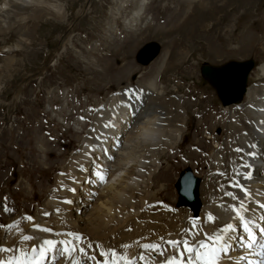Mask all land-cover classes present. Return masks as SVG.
Here are the masks:
<instances>
[{"label": "rangeland", "instance_id": "1", "mask_svg": "<svg viewBox=\"0 0 264 264\" xmlns=\"http://www.w3.org/2000/svg\"><path fill=\"white\" fill-rule=\"evenodd\" d=\"M5 1L7 2L0 0V8H3ZM41 1L45 3L43 5L62 8L63 23L51 15H42L37 21L16 24L9 31L5 28L0 29V225H8V222L15 225L11 228L0 227V246L10 249L0 253V259L5 261L14 256L11 252L15 250L17 252L15 235L25 232V235L31 236L37 230L34 225L52 230L51 232L37 230L45 237L62 236L59 231L69 233L71 230L78 233V230H82L89 233L92 231L86 229L87 225L94 230L101 225L104 226L108 221L105 216H114L109 206L101 202L98 204L96 200L104 187L115 185L119 177H123L124 171L116 173L110 180L105 177L101 180L98 178L101 176L99 170L97 184L94 187L78 183L76 196L69 199L71 207L68 211L61 190L66 178L71 176L75 178L70 171V166L76 161L74 158H80L79 155H85L84 151L93 147L89 139L92 134L95 137V133H98V123L108 118L112 120L121 112L124 104L121 108L120 106L116 108V113H110L105 109L108 103L113 106L117 103L122 104L121 101L114 100L117 96L129 93L134 87H149L152 83L158 88L155 93L160 94L156 105L164 106L166 101L179 99L180 102L177 103L181 108L180 113L184 115V112H187V128L178 144V151H181V154H177V148L172 147L167 151L169 152L167 160H156L159 166L155 173L169 167L170 177L167 178L163 174L155 177L154 182L157 184L150 187L151 194L156 193V189L161 186L163 190L165 189L161 191L163 193L161 197L160 195L151 197L148 206L161 208L163 203L167 202L169 205L161 208L162 212L166 213L176 210L174 183L181 171L189 167L204 181L205 175L202 173L205 167L210 164L214 171L215 157L214 164L203 162L204 168L198 167L194 160L187 157L186 153L190 151L198 154L200 152L202 159L210 157V154L212 156V153L217 151V148H214L217 147L215 141L211 143L205 140L209 137L206 132L209 125L197 132L196 122L215 121L217 115L213 108L218 109V115L221 116L225 112L227 115L232 113L236 105L222 106L213 87L200 75L202 64L222 66L231 61L253 60L256 68L249 75L248 89L252 92L257 91L258 103H263L264 73L261 74L257 69L264 68V0H250L249 5L243 8L237 7L239 0H235L233 4L227 6V11L232 12L235 7L238 9L231 14V19L224 29L225 32L231 31L230 36L235 35V39L226 46L220 45L219 42L215 46L223 52L225 49L233 50L242 45L247 50L216 57L212 56L215 50L203 38L189 39L192 28L199 24V20L195 21L197 13L193 12L196 9H190L188 16L176 25L177 30L175 29L173 33H164L163 29L159 28L161 20L168 15L163 9L173 10L178 0H144L138 21L137 17H132L135 6L131 5V0ZM203 27L208 30L211 24L206 23ZM29 28H32L30 36L23 35ZM243 34L247 38L242 39ZM151 42L157 43L161 48L159 55L148 66L139 65L135 61L137 53ZM175 42L182 45L174 44ZM141 92L137 93L140 97ZM246 95L241 102L246 99ZM172 109L177 111L176 107ZM250 113L253 115V111ZM92 123H95V126ZM103 123L101 122L102 125ZM217 134L220 135L221 131L219 130ZM126 136L127 133L122 140L125 141ZM98 145L100 146L99 142H95L94 148L91 149L97 151ZM195 145L202 146L205 150L197 149ZM88 159L87 156L85 160ZM131 164H134V167L136 162ZM91 171L90 169V173ZM127 174H130L138 187L142 182L139 180L140 173ZM100 181L103 182L100 184ZM88 187L102 189L97 192L98 195L88 198V193L86 194ZM130 188H134V185ZM121 193L118 195L119 200H123L121 196L124 193ZM49 204L58 206L59 209L49 211L47 210ZM28 207L32 212L28 213ZM5 208L8 211H5ZM161 209L157 214L161 213ZM183 210L189 212L188 209ZM67 212L69 216L66 218ZM187 212L182 215H187ZM118 216L122 218V215ZM27 217L32 219L28 220ZM54 218H60L62 223L56 224ZM77 227L80 229L75 230ZM27 228L32 232H28ZM40 234L35 235L33 239L41 236ZM79 235L90 239L87 245L95 242H92L93 239L87 234ZM112 236L107 242H114L117 245L123 243ZM33 239L26 241L25 250H29ZM68 239L70 240V236L61 237L63 241ZM16 241H19V238ZM82 241L80 246L86 250L85 241L84 243ZM73 242L75 243V239ZM8 243L14 244L12 249ZM110 246L112 245H109V248ZM82 257L79 252L78 254L75 252L71 256H62L61 261L63 264L72 263L70 260L72 258L82 262Z\"/></svg>", "mask_w": 264, "mask_h": 264}, {"label": "bare ground", "instance_id": "2", "mask_svg": "<svg viewBox=\"0 0 264 264\" xmlns=\"http://www.w3.org/2000/svg\"><path fill=\"white\" fill-rule=\"evenodd\" d=\"M234 1L235 0H180V1L178 0L175 3L176 6L174 7L173 10L169 11V9H166V8L163 9L164 11H166L168 13V15L167 16L165 15L166 17H164V18L162 17L163 19L161 20V25H159L160 26L159 28L163 29L164 33H173L176 29V25H178V23H180V21L184 17L188 16L190 9H193V10L196 9L193 12L197 13L195 21L199 20L198 21L199 24L195 25L192 28L191 32L189 33L190 34V36H189L190 40H195L198 37L203 38V40H205L209 45H211V48H213V50H215L214 54L212 55L215 57L218 55L219 56L226 55L228 53L229 54H231V53L236 54V53L245 52L247 49L244 48V45L239 46V48L233 49V50H230V49L226 50L225 49L224 50L225 52H223V50L222 51L219 50L220 48L218 49V47L215 46V45H217L216 44L217 42H219V44L222 46H223V44L226 46L227 43L234 41L235 35L231 37L230 36L231 31H226V32L224 31V29L227 26L226 24H228V22L230 21L231 14L235 10L236 11L238 10L237 9L238 6L240 8L241 7L243 8L244 6L249 5V3H250V0H239V2H237V4H236L237 7H235L234 11H232V12L227 11L226 10L227 6L233 4L232 2H234ZM3 3H4L3 8L2 7L0 8V29L5 28L7 31H9L13 26H16V24L20 25V23H23L24 21H26V22L37 21L38 19H40V17H42V15H51L57 21H59V22L63 21L61 19L64 17V10L62 11V8L55 6V5L54 6L49 5V4L43 5L45 3L41 0H7V2L5 1ZM131 5L135 6L134 11L132 13V17H137L136 21H138V18L140 16V12H142V9H143L142 6H144V0H131ZM243 16H246V15H243ZM206 23L211 24V28L209 27L210 29H208V30L207 29L205 30V28L203 27V25ZM181 26H183V25H181ZM202 29H203V31H202ZM5 32H4V34H5ZM31 33H32V28H29L28 30H26L25 34H23V35L29 37ZM213 35L216 37L214 38ZM245 37H246L245 34H243L241 36L242 39H244ZM19 44H20V40H19ZM174 44H181L182 45V43H176V42ZM216 51L218 53H216ZM148 52H149V50L142 52L139 56L138 61H142V57H146V54ZM244 68L245 67H243V66H238V67L231 66L225 70H223V69L222 70H216V71H212L211 73L206 74L207 77H209L212 80V82L215 84V86L214 85L213 86L211 85V86L213 87V89L217 93L218 99L220 100L222 106L227 107L230 105V103H235L237 100H239L240 97H237V95L239 93V83H240V77L242 75L241 73H242ZM255 68L256 67L252 68V71ZM153 70H156V69H153ZM257 70L261 71V74L264 73L263 67H261ZM152 72H154V71H152ZM159 72H160V69H159ZM149 87H141V86L140 87H134L132 91H129V93H127L125 90L126 94L117 96L114 99V100L117 99V101H121L122 104L117 103L115 106H113L111 103L107 104L108 107L105 109H106V111H110V113H112V112L116 113L115 112L116 108H118L119 106L121 108L122 107L121 105H123V104L124 105L121 109V112L118 113L117 115H115V117L113 116L114 118L112 120H109L110 118H108V120H106V121H104V120L100 121L98 123V127H97V130H99L98 133L97 132L95 133V137L93 136L94 134H92L91 138L89 137L90 138L89 141H90L91 145L93 146L91 148H94L95 142H97V143L99 142L101 148L99 145H98L99 148L97 151H95L91 148H90L91 149L90 150L88 148L87 150L84 151V153L86 152L85 155H79L80 158H76V157L74 158V160H76V161L74 164L72 163L73 165L70 166V171L75 174L76 178H75V180H73L69 177V178H66L65 181L63 180L65 182V186L63 187L64 193H65L64 194L65 201H70L69 199H72L76 196V190L75 189H76L78 183H86L87 185H91L92 187H94V185L96 186L97 179L99 178V177L97 178V174H98L99 170H100L99 174L103 175V177H105L108 180H110L111 177H113L116 173L124 171V173L122 174L123 177L122 176H121L122 178L119 177L118 182H116L115 185L113 184V185H109L108 187L107 186L104 187V189H102L103 192L99 193V195L97 192L93 193V188H89V187H88L87 192H86V194L89 192V194H87V196H89L88 198H92L94 195H98L97 196L98 199L96 200V203L101 202V203L109 206V210H111L110 212L112 214H114L115 211H119V209L121 207H125V204L127 203V201L130 198H131V200L137 199V201L139 202V207L141 208L144 203L149 202V199L151 197L154 198V196H156V195L157 196L160 195V197L162 196L161 195V194H163L161 192L163 190L162 186L157 188L155 191L156 193H154V194L150 193L151 192L150 187H151V185L153 186V184H154V186L157 184L156 182H154L155 177H159L160 175L163 174V176H166L167 178H169L170 177V174H169L170 170H169V167L166 169L162 168V169L158 170L157 173H155V170H157V167L159 166V165L157 166L156 160H160V159H163L164 161L167 160L166 156H168V153H169V152L167 153V151H168V149H170L172 147L177 148V151H176L177 154L181 152V151H178L179 150L178 144L184 136V130L187 128V124H188V123H186L187 112H184L185 113L184 115H183V113L182 114L180 113L181 111H179V109H181V108H179V104L177 103L178 101L180 102L179 99H177L178 101H175L174 99H173L174 101H168V102L166 101L164 103V106L156 105L157 100L160 99L159 98V95H160L159 92L155 93L156 92L155 90L158 88H156V86L154 87L152 83ZM247 89H248V87H247ZM140 90L143 91V93ZM140 92H141V97L137 94ZM246 92L247 93H244V94H247L246 99L241 103L238 102V103H236V105L234 104L235 109L232 111V113H229L227 115V113L225 112L224 115L220 116V115H218V112H219L218 109L213 108L214 113L217 115L215 121L208 122L207 120H198V121L196 120L197 122L195 125V131L198 132V131H200V129H202V127L205 128L206 126L209 125L208 129L206 130V132L208 133L207 135H209V137L207 139L205 138V140L209 141L211 143L215 141L217 147H218L219 143H221V146H219L218 148L214 147V148H217V151L213 152L212 156L210 154V157H205L204 159H202L200 152H199V154L195 151H190V150H189L190 152H187V153L185 152L187 154V157L194 160L196 165L198 167H201V168H204V166L202 165L203 162L206 161V163L209 162L211 164L212 163L214 164V157L217 160V162L215 163L216 165L214 167V170L217 174L216 177L214 176L215 174H211L213 172V167L210 166V164L205 167L206 169L202 173L205 175V177H204L205 181L203 179L202 185L200 187V193L197 196V200L201 199V198L205 200V198H207V197L218 196L225 203L230 201V197L226 196V193L230 189L229 184L232 183V181L229 182L228 180H232L233 177H235V178L241 177L239 175H236L237 166L240 162V160L238 158L239 155L237 154V152H239V151H236V149H241V150H244L245 152H249L250 147H248V143H245L243 141L244 136H245V140L248 141V137L250 135L252 138V136L255 133L257 135V132L264 133V89L262 90V94H263V103L262 104L258 103L259 93L256 94L257 91L252 92V90L250 91L248 89V91L246 90ZM242 93H243V90H242L241 94ZM244 97H245V95H244ZM172 107H176L177 111H174L172 109ZM245 108H248V109H245ZM211 109L212 108H210V110ZM250 111H253V113H252L253 115H251ZM211 112L213 113V111H211ZM126 115H128V116L126 117ZM109 116H110V114H108L107 117H109ZM98 120H100V119H98ZM101 122L102 123L104 122V123H106L105 125H109V126L106 127L104 125V123L102 125ZM94 124L92 123V125H94ZM219 130L221 131L220 135L217 134ZM126 133L128 136H126V139L124 141V139L122 140V137ZM168 140H170V141H168ZM254 141L255 140L253 139L252 140V146L254 145L255 148H257L258 144L255 143ZM195 146L197 147V149L202 148V146H197V145H195ZM99 149H101V152H99ZM202 149L205 150L204 148H202ZM182 152H183V150H182ZM87 156L89 157V159L85 160V158ZM172 157H174V155H172ZM173 160H175V159H173ZM107 162H109L110 168H109V170L105 171L104 165L106 166ZM132 162H136V165L134 167H133V165L135 163L132 165L131 164ZM241 162L244 163L243 159H241ZM69 165H70V163H69ZM136 166L138 168H136ZM193 166H194V164H193ZM229 167H231V168H229ZM90 169L92 170L91 173H90ZM262 169H264L263 165H261L260 170H262ZM247 170H248V167H247V169L245 168L242 171H247ZM129 172L132 174H135V172L140 173L139 177L141 178L142 182L140 183V185L138 187H137L136 183H134L132 181V177L130 176V174H127ZM222 173L224 175H222ZM256 173H257V169L253 170V174L255 175ZM156 174H157V176H155ZM225 175L227 177L232 175V178H228V179H226V181L224 183H222L221 179H219V178H220V176H225ZM45 184L48 185V183H45ZM133 185H134V188H130V187H133ZM31 186H32V183H31ZM260 186L263 187V185L261 183H260ZM156 187H158V185ZM178 187H179V190L180 189L183 190V188L181 186H178ZM216 187H220L221 190L224 192V194H221L220 192L215 193L214 191H215ZM244 187H246V186L244 185ZM250 187L253 188L254 185L250 184ZM32 189H33V186H32ZM59 189H61V186L59 187ZM72 189H74V191H72ZM37 190H39V189H37ZM250 191H252V189H249V192ZM41 192H43V191H41ZM121 192L124 193L123 194L124 196L123 195L121 196V198L123 200H119V197H118L119 193H121ZM181 196H182V194H180L179 202L181 201ZM191 199H192V200H190L191 202L188 201L186 203V205H188L189 209H190V210L188 209V211L190 213H191V211L192 212L195 211V216H197L196 211L198 210V207H196L197 200H196L194 193L192 194ZM207 201H208V199H207ZM35 202H38V201H35ZM151 202H153V201H151ZM153 204H155V203H153ZM206 204H208V202H204V206L200 212L199 216L201 218H202L204 212L207 211L206 209H208L206 207ZM66 205H67L66 206L67 210L70 209L71 205H69L68 202H66ZM167 206H166V208H167ZM47 207H48L47 210H49V211L59 209L58 206H55V205L52 206L50 204ZM77 208H79V207H77ZM249 209H250L251 214H253L254 216H257V208L256 207L250 206ZM27 211H28V213L32 212L30 207H28ZM61 211H63V210H61ZM107 211H108V209H107ZM155 211H157V207L152 206L151 208L150 207L146 208V210H144L142 212V214L144 212H145V214H150V213H153ZM185 212H187V211H185ZM189 212H187V215H185V216L182 215V213H184L183 211H180L178 216H174L171 214L170 215L163 214L161 217L157 216L155 218L156 224H161V225L165 224V229L167 227H169V234H171L173 231H176L175 227L177 225L174 226L176 218H177L178 222H183L184 219H186L187 217H190ZM137 213L133 214V218L138 217ZM210 213L219 214L221 217V221H217L215 219L209 220V221L204 220L205 223L208 224L209 226H217V225H220L222 223H225V222L232 220V218H230L229 215L224 216V214L219 212L214 206H212L211 209L208 211V215H210ZM65 216H66V218L69 216L68 212ZM191 216L193 217L192 213H191ZM105 217L107 218L108 221L105 222L104 226L101 225L100 228L92 230L90 228L91 226L87 225L86 229L88 228V230L92 231V232L88 233L86 231H82V230L79 231L78 230V233L81 235L87 234L90 236V238L95 239V240H102L105 238L106 233L111 234L114 231H118L117 229L119 227L116 226L117 223L112 225V223H113V221L111 220L112 217H110V215L108 217L107 216H105ZM103 218H104V216H103ZM54 221L56 224L62 223L60 218H54ZM102 223H103V221H102ZM135 224H136L135 225V231L133 232V234L121 233L120 241H124V242L130 241L134 238H137L141 233H147V234L153 233V231L150 229V222L148 223V218L145 219V223L135 222ZM110 225H112L111 228H107ZM224 225H222V227ZM115 226H116V228L113 229ZM193 226H194V231H195L193 235H197V234H200L202 232L204 234V232H206V230L208 228V226H205V225L202 226L201 228H199L198 223H195ZM76 229H80V228L77 227V228H75V230ZM121 229H123V228H121ZM209 230H210V228H209ZM214 232H216V231L215 230H213L212 232L207 231L206 233H209L211 235V233H214ZM24 233L25 232H20V239H19L20 242L19 243L17 242L16 246L18 249H22L23 253H26L28 255V259H31L32 253L29 250L24 249L26 242L21 239L22 235H25ZM187 234H189V233H187ZM187 234H185V236H187ZM18 236L19 235H16V238ZM34 239H37L39 241V243H42V241H43L42 236H39V235L36 236ZM114 239H116V238H114ZM94 243H98V242L95 241ZM30 244L32 245L33 243L30 242ZM111 245L113 246V244H111ZM112 246H110V247H112ZM76 247H77L76 253L78 254L79 248L81 247L80 243L77 244ZM244 247H245V249L248 248L245 243H244ZM19 255H20V253H19ZM53 256H54V254H53ZM128 256L131 257V255H128ZM168 256H172V255H170V253H168ZM232 264H239V260L237 258L232 259Z\"/></svg>", "mask_w": 264, "mask_h": 264}, {"label": "snow or ice", "instance_id": "3", "mask_svg": "<svg viewBox=\"0 0 264 264\" xmlns=\"http://www.w3.org/2000/svg\"><path fill=\"white\" fill-rule=\"evenodd\" d=\"M83 119V117H81ZM108 127L109 125H105ZM236 151H241V149H236ZM248 167V165H245ZM245 179H250L251 175L248 174L244 177ZM99 179L103 180V175L99 176ZM233 187H237L241 192L244 193V197L248 198L249 191L245 189L239 182L232 185ZM74 191V189H72ZM226 195L231 196L233 199H238L232 193H226ZM70 203V201H66ZM240 207H234L230 205L229 207L235 213V219L239 221L240 226L243 228L245 232V237H241V241L245 238L252 243H256V235L249 228V224L245 222V217L243 216V212H247L249 209L244 206L243 200H239ZM261 208H264V204L259 205ZM5 211H8L5 208ZM45 215H48L45 213ZM26 219L31 220V217H27ZM212 217L209 216V220ZM15 225H0V227L11 228ZM34 228L44 232H51L52 230L49 228H42L39 225H34ZM235 231V226L231 223L225 225L220 229L218 234H213L212 236H208L205 234V239L198 240L195 243L190 242L188 239H177V240H167L164 241L169 247L176 249V253L167 259L161 261V264H221V261L224 257L227 256L229 249L231 248L230 241L235 239L234 236L231 235ZM74 236L75 242L72 240L67 241H54L51 239H45L42 241L39 248L33 246L31 249L32 259L28 260V255L23 253L22 249H17V252L20 255L16 257L10 258L9 260H0V264H43V260L49 253L55 252L57 255L62 256H71L73 253L77 251L76 245L81 242V236L79 234H69ZM260 235L264 238V227L260 229ZM21 239L23 241L32 240L33 237L29 235H22ZM163 240V237H161ZM211 241V243H209ZM247 247H251V245H246ZM261 248H264V242L261 243ZM91 247V245H89ZM99 247V246H97ZM123 248H130L131 245H123ZM141 247L145 250L157 251L160 249L159 244H143ZM182 249V250H181ZM10 249L4 248L0 246V252H7ZM79 253L85 257L87 260H95V257H89L83 247L79 248ZM161 256L164 255V250L159 251ZM101 257H105L102 261H97V264H135V257H129L126 254H118L114 249H110L108 252H100ZM186 257V258H185ZM52 260L56 259V256L51 258ZM139 259L141 261L144 260L143 254H140ZM243 259V257H240ZM72 264H82L79 260H72ZM261 264H264V260L261 261Z\"/></svg>", "mask_w": 264, "mask_h": 264}, {"label": "water", "instance_id": "4", "mask_svg": "<svg viewBox=\"0 0 264 264\" xmlns=\"http://www.w3.org/2000/svg\"><path fill=\"white\" fill-rule=\"evenodd\" d=\"M146 50H149V52L146 54V57H142V61H138L140 54ZM159 52H160V47L157 43H155V42L148 43L142 49H140L139 52L137 53L136 62L139 63L140 65L146 66L159 54ZM231 66H233V67H238V66L245 67L243 69V71L241 73L242 75L240 77L239 93L237 95V97H240V98H239V100H237L235 102V103H237V102L241 101L243 94L246 91V83H247L248 74L252 70V68L254 67L253 60H248V61H244V62L231 61V62H228V63H226L222 66H218V67L210 66V65L205 63L200 68V74L206 81H208V83L210 85L215 86V84L212 82V80L209 77H207L206 74L211 73L212 71H216V70H222V69L225 70ZM242 90H243V93L241 94ZM230 104H233V103H230ZM198 184H199V180L193 178L191 176V173L189 170L186 171V174L184 173L181 175V177L179 178L178 182L175 185L176 190L179 194V199H180V194H182L181 201L179 202V204H185L186 205V203L188 202L187 197L193 193L194 194L197 193ZM178 186H181L183 188V190H181V189L179 190Z\"/></svg>", "mask_w": 264, "mask_h": 264}]
</instances>
